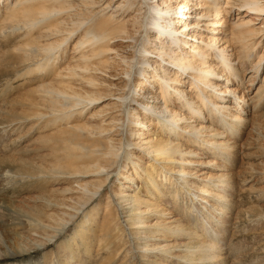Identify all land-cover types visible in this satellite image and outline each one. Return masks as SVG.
Wrapping results in <instances>:
<instances>
[{
	"label": "rangeland",
	"instance_id": "obj_1",
	"mask_svg": "<svg viewBox=\"0 0 264 264\" xmlns=\"http://www.w3.org/2000/svg\"><path fill=\"white\" fill-rule=\"evenodd\" d=\"M162 1L164 0H158L159 3H157V0H135L136 6L133 9V13L138 7L140 8L139 11L145 12L143 17L145 22L144 28H140V26L133 27L130 37H135L136 40L112 46L114 54L110 55V57L115 56L117 59L116 61H111L110 73L114 75L117 72L120 75V79L113 83L123 86L126 81L128 87L126 86L125 91L127 94L130 93L129 98L139 94L138 86L140 84H136V82L141 83L140 80L143 78V75H139L142 73L141 71L143 69L151 71V68L147 65L136 64L131 71L130 81H128V77L122 75V73H126L123 70L125 59L134 57V62H137L141 59L142 54L145 55L142 50L143 47L153 53L157 52L159 43L154 42L156 25H165L171 32L175 30V20L173 18L170 19L167 13L163 16L160 15V4ZM190 1L194 4H191L193 9L191 8V11H186L189 18L187 16L183 20L191 24L196 19L194 8L197 6L199 0ZM214 1L219 3L222 11L219 17L221 18V26L218 28L220 29L218 35L222 40L220 45L224 47L230 44L228 48L233 49V52H237L238 43L236 42L239 37L232 34V31L238 33V31L242 30L243 33L239 35L246 36L242 46L244 50L248 47L252 53L246 59L244 66H241L242 75L239 79L234 77V75H228L229 81L223 80L222 82L223 76L220 74L217 76L218 79L216 78V81H221L222 88L230 87L231 89H238L240 91L236 94V98H234L231 92L222 98L228 101L227 104L233 105V109H237V112L233 110L232 112L238 114L244 122L240 126L237 124L233 128H225L226 123L222 124L221 115H219V122L216 124V127L218 129L221 128L227 134V138H232L233 148L231 150V157L224 155V162L218 160L213 168L211 165L208 166L206 164L197 168L196 166L192 167V171L195 172L193 180L203 186L206 191H209V195H206L209 202L204 201V204L200 205L196 200L199 193H201L200 191L184 189L185 187L180 188L182 183L180 175L176 171L167 173L174 187L180 188L182 191V194L178 195L179 201L177 200L176 203L178 210H175V208L171 207L174 204V200H172L168 190L167 192L164 191L167 189L165 185H169V182H164V176L161 181L160 178H153L151 185H149L147 180L151 175L146 168L150 169V165L153 168L164 166L167 170L172 165L167 161H157L158 158L155 155L151 158L143 151L144 146H146L145 143H156L160 141L161 136H164L163 132L167 130L164 126L166 124L164 123V119L168 116L166 108L163 106V100L153 101L150 98L151 95L147 92L143 93L144 97L139 103L146 102L144 106H148L147 113L154 119V125H151L152 127L148 129L146 128L145 132L146 136L144 138H147L149 141L146 140L143 143L141 139L137 138L135 130L139 129V126L134 123L126 124L123 129L113 128L115 130L112 129V143H115L116 147H118L119 143L116 141L122 138L124 144V149L117 164L110 168H102L100 173L95 177H90V173L84 171L69 173L68 169L60 171L56 167L54 171H59L57 173L50 172L49 176H46V180L44 179V174L40 173L42 171L40 169L41 164H44L42 167L53 165V163L56 164L52 161L54 159V154H51L52 147L47 146L46 148V145H60L63 148L64 154H73L75 151L82 152L77 143H75L76 139L84 138L86 132L83 128L85 126L95 125L92 122L94 120L92 116L96 112L95 108L108 111L109 104L115 102V97L112 100L95 104L93 107L92 105L91 107L88 106L91 109H84L79 114L80 110L74 111V113L70 112L74 108L70 107L69 103L74 102L76 98L68 94H66L67 97L61 96L64 108L58 112L57 117L61 118L63 123L47 126L46 121L55 120L56 118L46 117L49 109H47L45 102L44 81L32 80V77L28 76L26 78L22 75L24 73L23 69L18 67L15 59L12 58L13 52H15L13 44L15 47L20 48L27 43L19 35L16 40L8 41L9 34L12 32L10 28L12 24L9 20L5 21L4 19L7 16L3 15L14 5L16 0H0V253L3 255V258L6 257V259L0 260V264H42L44 261L45 264H57L58 261L60 263L62 255L60 254V250L61 247H64L62 246L63 243H70L71 238L76 233H81L88 228L85 225L83 230L79 229L81 225L80 221L84 216L92 218V209L95 208L94 204L97 203L95 200H100L98 208L100 212L95 214L94 218L95 221H98L99 227L95 225V230H101V232L89 236L92 238L91 243L88 245L91 251L86 253L84 248L79 250L78 260H80V264H145L144 261L140 260L139 255L144 254L145 259L148 256L153 258L154 252L148 251L147 254L146 252L142 253L146 251L150 243L155 248V246L165 244L172 246L175 242H178L181 247L183 245L185 248L188 244V240L185 239L187 231L182 232L179 236L174 232L169 235L167 230L169 226L167 222L169 220L173 219L178 222L181 218L186 220L178 223L187 224L193 233V236L191 234L189 240L194 250L199 249V244L201 245L214 231L219 230L220 235L215 238L221 246L219 256L217 257V264H264V91L258 97L264 89V14H262L263 12L261 14H250L248 11V8L254 4L258 8L264 6V0ZM121 2L122 0H101L96 5L89 4L88 6L90 9L96 7L94 11L103 10L104 14H111L113 11H116L117 6ZM71 3L74 6L72 14L83 8L80 6V0H71ZM169 3L173 4V2ZM51 10L53 11L54 7ZM88 10L80 11L79 14H86ZM67 15L69 13L64 14L62 18L55 15L45 24L41 25L37 31H34V36L37 33L39 34L38 40L42 46L44 44H55L58 39L64 36L68 28L66 22ZM156 15H160L161 20L156 19ZM154 19L156 20L153 22ZM148 21L150 22L148 23ZM208 22L204 20L196 28L198 33H201L206 40H200V38L198 40L192 36L194 33L197 34V32H193L194 28L192 27L186 30V35L175 34L174 39L168 42V46L166 47L168 49L167 54H146L147 57L145 59L149 58L150 64L157 61L158 65L166 70L164 77H167V81L165 83L170 84L171 80L175 77L180 80L177 87L184 88L188 92L191 91L189 89L190 82H194V80L188 74H191L192 70L187 69L188 71L186 70L185 73L184 70H179L170 63L172 58L176 56H189L193 54V44L203 49L200 54L197 50L194 53L195 58L202 61V54L205 53L204 51L207 52V49L204 47L210 45L213 38V35H211L212 27L207 26ZM179 25L181 27L182 24ZM204 29L205 31L203 32ZM12 38L14 39L13 36ZM177 38L179 40H176ZM66 44L60 50L62 51L63 48L67 47V54L63 55V57L66 56L67 61H70L73 55H75L74 52L72 53L75 42H68ZM125 48L127 49L125 50ZM125 51L128 52L126 53ZM214 52L220 53L217 49ZM227 52L228 54L233 53L229 49ZM204 62H206V66L209 65L208 61ZM234 63L235 67L239 66L237 58L234 60ZM213 64L220 71L226 72L225 68L227 67H223L225 63L222 60L220 61L218 57L213 59ZM114 68H116L115 72H113ZM201 68L204 72L205 68ZM99 79L101 82H109L107 78ZM120 81L121 83H118ZM213 81L215 82V80ZM50 82L52 86H55L52 79H50ZM148 84L149 82L144 83V86L147 87ZM62 86L64 87L65 84ZM71 89L87 94L90 92L82 88L77 82L69 84L67 90ZM115 89L116 87H113L112 90L115 91ZM149 90L150 88L147 87V91ZM257 91L258 94L256 96ZM119 92L123 94V91ZM119 92L114 93L120 94ZM240 94L245 96V101L244 103L241 102V104L238 100ZM128 101L127 105H130L128 107L137 108V110L141 111L140 114L144 113V107L139 106V103H128ZM115 107V110L118 112L114 115H117L118 121H120L122 120L120 117L121 112H119L121 108L117 104ZM109 112L111 111L109 110ZM128 113L132 114L134 111L131 112L128 109L127 113L124 112V123ZM208 115L209 113L207 117ZM128 117L130 118V115ZM108 123L109 121L102 125L108 126ZM235 127L236 131H234ZM131 133L133 134L131 135ZM132 153L142 158V161H139L142 163V166L138 167L139 164L133 161L131 157ZM212 157L210 155V159ZM122 166H127L126 170L122 171L124 173L128 171L125 175L129 176L128 178L119 176ZM208 167L210 169H207ZM175 169L177 170V168ZM113 170L116 172H113ZM206 171L214 177H217L219 174L228 176V184L221 188L219 183L213 185L205 183L201 179L200 173ZM62 172H65V174H62ZM108 174H110V179L98 192L94 201L87 204V197L84 195V198H82L83 194H81L85 193L86 185V190L95 191V184L100 180L98 178L100 176L106 177ZM196 177L199 178L196 179ZM158 184L162 186L161 189L164 192L161 195L162 197H159V193L155 191ZM126 186L130 187L126 188ZM121 188L126 190L127 193L130 192L128 200L121 199L123 193L118 191ZM215 193H221L224 195V198L221 199ZM151 194L159 198L157 203L159 201L161 205L157 208L149 209V207L142 206V204L139 206L141 209L132 214V208L137 205L134 200L139 202L138 198H143L145 202H150L152 200ZM154 195L153 198H155ZM166 200L170 202L166 203ZM106 207L111 210L105 211ZM168 208L173 211L174 216H167L164 213V210ZM221 210L224 213H220L219 211ZM71 214L70 218L75 217L66 226V231H60L56 238L52 240V243L45 246L46 249L42 250L40 247H35L36 243L31 241L30 228H33V225L43 226L44 223L50 222L53 225L52 221L54 218L56 225L60 223L62 218L64 220L69 219L68 216ZM112 215H114V219H117V231L114 225L111 228V224L106 225V220L109 221V216ZM141 216L146 219V224L138 228L136 219ZM112 218L113 216L110 219ZM222 219L225 221L224 223ZM204 221L211 223V226L207 225L208 223L206 222L205 224ZM100 224H102L103 228H100ZM206 227H209L207 231H205ZM180 228L175 229L179 231ZM142 231L147 232L139 236ZM122 233H124V238H120ZM196 233L197 235L195 236ZM53 234L50 231V235ZM150 237L153 238L149 239ZM161 237L167 238L169 242L165 243V240L160 239ZM212 241L210 239V242ZM74 247L76 246L74 245ZM29 248L30 251H28ZM129 248H132V250L129 251ZM15 252L17 256L10 257L15 255ZM124 255L128 256V258L124 259ZM67 257V264H73L77 260V257L72 260L69 259L70 254Z\"/></svg>",
	"mask_w": 264,
	"mask_h": 264
},
{
	"label": "bare ground",
	"instance_id": "obj_2",
	"mask_svg": "<svg viewBox=\"0 0 264 264\" xmlns=\"http://www.w3.org/2000/svg\"><path fill=\"white\" fill-rule=\"evenodd\" d=\"M100 1L101 0H80V6L83 8H81L79 11H76L75 14H72L71 12L74 10V6L73 3H71V0H16L14 5L3 15L7 16L4 20H9V22L12 24L10 27L12 32L9 34L10 37L8 36L10 39H8V41L11 42L16 40L18 35L19 37L23 38L22 40L27 41L26 45L21 46L20 48L15 47L13 44L15 52H13L14 55L12 58L15 59V63L18 65V67L23 69L24 73L22 75H24L26 78L27 76L32 77V80H40L41 82L44 81L43 90L45 92V102L47 109H49L46 117L56 118L55 120L46 121L45 123H47V126H55L57 124L63 123L62 119L57 117L58 112L64 108V105L61 101V96L67 97L66 94H68L69 96L76 98L74 99V102L69 103V106L74 108V110H71L70 112L74 113V111L80 110L79 114L82 113V110L84 109H91L89 108L91 105L93 107L95 104L112 100L115 97V102L109 104V110L111 112L108 113L109 110L107 111L104 109L100 110L99 108H95L96 112L92 116L94 119L92 122H94L95 125L85 126L83 128V130L86 132L84 138L76 139L75 143H77L82 152L75 151L73 154H64L63 148L60 145H46V148L47 146L52 147L51 154H54V159H52V161H54L56 164L53 163V165L51 164L47 167H42L44 164H41L42 166L39 165L41 166L40 169H42L40 173L44 174V179L46 180V176H49L50 172L57 173L59 171H54V169L58 167L60 171L64 169H68L69 173L84 171L86 173H90V177H95L100 173L102 168H110L117 164L121 152L124 149V144L122 138L117 139L116 141L119 143L118 147H116L115 143H112V129H123L126 124L128 125L129 123H134L135 125L139 126V129L135 130V132H137L135 134H137V138L141 139L143 142L147 140V138H144L146 136V128L148 129L154 125L153 117L147 113L148 106H144L146 102L139 103L144 97L143 93L147 92L149 95H151L150 98H152L153 101L163 100V106H165L168 116L164 119V123H166L164 126L167 129L166 132L162 131L164 136H161L159 139L160 141H157L156 143H145L146 146H144L143 151H145L146 155L151 158L153 155H155V157L158 158L157 161L163 160L172 164L168 170L165 169L164 166L161 168H153V166L150 165V169L146 168V170H148L151 175L147 178L149 185L153 183V178H160L161 181L162 177L164 176V182H169L168 186L165 185L167 189L164 191L167 192L168 190L172 200H174V204L171 205V207L175 208V210H178V208H176V203L177 200L179 201L178 195L182 194L180 188L183 187H185L184 189H191L193 191L201 192L196 198L200 205L204 204V201L209 202L206 197V195H209V191H206L203 186L193 180L195 172L192 171V167L196 166L197 168L203 164H206L208 166L211 165L213 168V166L217 164L218 160L224 162L223 160H225V156L231 157V150L233 148V142H231L232 138H227V134L222 131L221 128L218 129L216 124L219 122V115H221L222 124L226 123L225 128H233V126H236L237 124L239 126L243 124L244 120L238 114L232 112V110L237 112V109H233V105L227 104L228 101H226L225 98H222L223 96L226 97L230 92L233 93L234 98H236V94L240 91L238 89H231L230 87L222 88L221 81H216V78L220 74L223 76V82V80L229 81V76L231 75H234V77L237 79L241 77V66H244L246 59H248L252 54L248 47V49L246 48L244 50L242 46L246 36L239 35L243 33L242 30L238 31V33L232 31V34H235L239 37L236 42L238 43L237 46L239 49L236 50L237 52H233V49L228 48L230 44L224 47L220 45L222 40L218 35L220 32V29L218 28L221 26V18L219 17L221 16L222 11L219 3L215 2L214 0L198 1L197 6L194 8L196 19L191 24L189 22H184L183 20L188 16L186 11H191V4L193 3H191L190 0L162 1L160 4V15L163 16L165 13L169 14L170 19L173 18L175 20V30L174 32H171L165 25H156L154 42L157 44L159 43L157 52L153 53L143 47L142 50L145 55L142 54L140 60L134 62V57L131 59H125V67L123 70L126 73H122V75H126L128 77V81H130L132 74L131 71L136 64L147 65L152 71H147L145 69L141 71L142 73L139 74L143 75V78L140 80L141 83L136 82V84H140L138 86L139 94L129 98L130 93L127 94L125 91L127 86L126 81L123 86H118L113 83L120 79V75L115 72L116 68H114L113 71L116 74L112 75L110 73L111 61H116L117 59L115 56L110 57V55L114 54V49L112 47L114 44H124V42L126 43L136 40L135 37H130V34L133 27L136 28L137 26H140V28H144L145 22L143 17L145 12L142 13L139 11L140 8L138 7V9L133 13V9L136 6L134 3L135 0H122L121 4L117 6L116 11H113L111 14H104L103 10L94 11V8L96 7L92 9L89 8V4L96 5V3H99ZM169 2H173V4ZM157 3H159L158 0ZM53 7L54 10L52 11L51 8ZM86 9H89L86 14H79L80 11H87ZM248 11L250 14H261V12L264 14V6L258 8L254 4L248 8ZM66 13H69V15L66 17L68 28L64 33V36L58 39L55 44H44V46H42L38 40L40 37L39 34L37 33V35L34 36V31H37L41 25L45 24L53 16L57 15L59 18H62V16ZM160 15H156V19L161 20ZM156 19H154L153 22ZM204 20L209 21L207 26L212 27L211 35H213V38L212 43L204 47L207 49V52L204 51L205 53L202 54V61L197 60L194 56V53L195 50H197L200 54L203 49L194 46L193 44V54L189 56H176L172 58L170 63L176 66L179 70H184V72L187 69L192 70V73L188 74L191 75L194 80V82H190L189 89H191V91L188 92L184 88L177 87V84L180 82V80L176 79L175 77L171 80L170 84L165 83L167 81V77H164L166 70L162 69L161 66L158 65L157 61L153 62V64H150L149 58L145 59V57H147L146 54H167L168 49L166 47L168 46V42L174 39L175 34L179 33L186 35V30L192 27L194 28L193 32H197V34L194 33L192 36L198 40L199 38L200 40H206L204 39V36L201 33H198L196 30V28L200 25V22ZM149 22L150 21H148V23ZM178 22L179 24H182L181 27ZM205 29L207 28L205 27ZM12 36L14 39H11ZM176 40H179V38ZM68 42H75L72 50V53L74 52L75 55H73L70 61H67L66 56L63 57V55L67 54V47L63 48L62 51L60 50ZM203 42L205 43V41ZM251 48L253 49V47ZM126 49L127 48H125V50ZM216 49L219 50L220 53L214 52ZM228 49L232 50L233 53L228 54ZM217 57L220 61L222 60L223 63H225L223 67H227L225 68L226 72H223L222 70L220 71L217 69L218 67L216 68L215 64H213V59ZM236 58L238 59L239 64L237 67L234 66V60ZM204 61H208L209 65L206 66L207 64ZM201 67L205 68L204 72ZM161 74L164 75L161 76ZM99 78H107L109 82H101ZM50 79H52L53 83H55V86H52ZM213 80H215V82ZM73 82H77L82 88L90 91V94L81 93L74 89L67 90L69 88V84ZM147 82H149L147 86L150 88L149 91H147V87L144 86V83L146 84ZM118 83H121V81ZM64 84L65 86L63 87L62 85ZM113 87H116L115 91L112 90ZM119 91H123V94H121L122 92L120 93ZM263 91L264 89L261 91V94L258 97L262 95ZM114 92H119L120 94H116ZM257 94L258 91L256 92V96ZM238 100L240 101V104L241 102L244 103L245 96L240 94L238 96ZM127 101L128 103H139V106L144 107V113L140 114L141 111L137 110V108L128 107L130 105H127ZM116 104L121 108L119 112H121L120 117L122 120L120 121H118L117 115H114L118 112L115 110ZM128 109H130L131 112L134 111V113H128L130 118L127 116V119L125 118L126 121L124 123V112L127 113ZM206 113H209L208 117ZM107 121H109L108 126L102 125ZM236 130L237 129L235 127L234 131ZM132 134L133 133H131V135ZM210 155L213 156L211 159ZM131 157L135 163L139 164L138 167L142 166V163H140L142 158L134 153L131 154ZM34 167L36 166L34 165ZM126 167L127 166H122L120 168L121 170L119 171V176L126 178L129 177L125 176L128 171L125 173L123 172L124 169L126 170ZM175 168H177V170ZM207 169H210V167ZM171 171H176V173L180 175L182 180L180 188L174 187L171 178L167 175V173ZM113 172L116 171L113 170ZM62 174H65V172H62ZM109 175L110 174H108L106 177L100 176V178H98L100 180H98L97 184H95V191L86 190V185L85 193L81 194H83L82 198H84V195L87 197V204L94 201V198L98 192L110 179ZM200 177L205 183H211V185L219 183L221 188L228 184V176L223 174H219L217 177H214L212 174L206 171L200 173ZM197 178L199 177H196V179ZM129 187L126 186V188ZM161 187L162 186L160 184L156 185L155 191L159 193V197L164 193ZM118 191L123 193L121 199L128 200L130 192L127 193V191L123 190V188ZM153 195L151 194L152 200L150 202H145L143 198H138L139 202L134 200L137 205L132 208L133 211L131 213L134 214L135 211L141 209L139 206L142 204V206H147L149 209L159 207L161 205L159 201L157 203L159 198H156L155 195V198H153ZM215 195L220 196L221 199L224 198V195L221 193H215ZM95 202L97 203L94 204L95 208L92 209V218L89 216H84V218L80 221L81 225L79 229L83 230L85 225H87L88 228H86L81 233H76L75 236L71 238L70 243H63L62 246L66 248L61 247L60 254L62 255L60 258V263L58 261L59 264H67L66 261L68 260V254H70L69 259L71 260L77 257V260L75 259L76 261L73 264H80V260H78V254L80 252L79 250L84 248L86 253L91 251V248L88 245L91 243L92 238L89 236L101 232V230H95V225L98 226V221H95L94 218L95 214L100 212L98 209L100 200H95ZM168 202L170 201L166 200V203ZM108 207H106L104 210L110 211L111 209ZM167 210H164V213L167 216H174L173 211L170 208ZM219 212L224 213L222 210ZM71 216L72 214L68 216L69 219L65 220L62 218L60 223L56 225L55 218L52 221L53 225L51 222L44 223L43 226L33 225L34 227L30 228V230L32 236L31 241L36 243L35 247H40L42 250L46 249L45 246L50 245L52 240L56 238L60 231L65 230L66 226H68V223L75 217L74 216L73 218H70ZM112 216L113 218L110 219ZM112 216H109V221L106 220V225L111 224L110 228L112 225H114V228L117 231V219H114V215ZM136 220V223H138V228L146 224V219L142 216ZM182 220L186 219L181 218V220L178 222H181ZM62 222L63 224L61 225ZM178 222L173 219L167 222L169 225L167 227L168 234L171 235L174 232L180 236L182 232L187 231L185 234V239L188 240V244H185V248L183 245L181 247L178 242H175V244L172 246L165 244L162 246H155V248L152 246L153 244L150 243L148 244L146 251H143L142 253L146 252L147 254L148 251L154 252V255H152L153 258L148 256V258L145 259L144 254H140V260L144 261L145 264H217V257L219 256L221 246L219 245V242L216 241L217 239L215 240V238L220 235L218 232L219 230L214 231L213 234L207 237L202 243L200 242L201 245L199 244V249L194 250L192 243H190L189 240L191 234L193 236V233L190 231V228L187 226V224H180ZM205 222L208 223L207 221H204V223ZM222 222L224 223L225 221L222 219ZM210 224L211 223H208L207 225L211 226ZM179 227H181L180 230L176 231L175 228ZM100 228H103L102 224H100ZM208 228L209 227H206L205 231H207ZM50 231H52L54 234L50 235ZM145 232L147 231H142L139 236L142 235V233L145 234ZM123 235L124 233L121 234L120 238L123 237ZM196 235L197 233L195 236ZM77 237L79 238L76 239ZM152 238L153 237H150L149 239ZM160 239L165 240V243L169 242L167 238L161 237ZM210 239L215 243L210 242ZM74 245L76 247H74ZM131 250L132 248H129V251ZM28 251H30V248ZM15 256H17L16 252L15 255L10 257L13 258ZM4 258L6 259V257ZM4 258L0 253V260ZM125 258H128V256L124 255V259ZM42 264H45V261Z\"/></svg>",
	"mask_w": 264,
	"mask_h": 264
}]
</instances>
